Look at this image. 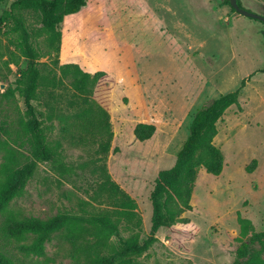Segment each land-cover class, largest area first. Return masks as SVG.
I'll return each instance as SVG.
<instances>
[{
    "label": "rangeland",
    "instance_id": "obj_1",
    "mask_svg": "<svg viewBox=\"0 0 264 264\" xmlns=\"http://www.w3.org/2000/svg\"><path fill=\"white\" fill-rule=\"evenodd\" d=\"M240 1L243 8L264 15V0ZM11 3L3 2L0 18ZM23 15L41 54L44 79L34 101L36 117L42 128H51L46 132L56 156L38 164L12 207L41 219L107 207L92 200V163L99 159V146L61 133L57 116L69 113L68 100L75 91L67 80L58 89L50 84L61 77L60 66L75 63L91 74L106 73L94 93L112 112L114 138L106 164L113 180L138 203L141 241L151 232L156 179L175 165L197 110L236 91L245 80L239 106L218 122L214 143L225 156L222 174L200 171L192 211L183 214L190 223L160 229L159 241L140 257L145 264H234L239 217L264 231V22L238 14L224 0H89L60 25L57 57L39 15ZM7 29L0 27V163L13 155L12 166L21 167L32 156L22 124L33 116L18 90L27 59L5 36ZM139 123L156 126L152 139H135ZM254 251L264 259V243ZM38 261L78 264L71 246L59 237L47 243L46 255Z\"/></svg>",
    "mask_w": 264,
    "mask_h": 264
},
{
    "label": "trees",
    "instance_id": "obj_2",
    "mask_svg": "<svg viewBox=\"0 0 264 264\" xmlns=\"http://www.w3.org/2000/svg\"><path fill=\"white\" fill-rule=\"evenodd\" d=\"M5 1L0 0V8ZM11 1L10 9L0 18V27L8 28L5 36L12 39V44L27 59L26 69L20 73L18 90L33 116L32 120L22 124L32 156L21 167L12 166L13 155L6 156V161L0 163V240L3 241L0 264H46L38 259L45 257L47 243L54 237L71 246L78 264H145L140 257L159 241L157 233L160 229L190 223L183 214L192 211L191 200L200 171L205 170L213 176L222 174L225 156L214 143L218 122L232 106H239L246 81L243 80L236 91L213 99L197 110L175 165L162 170L156 179L150 197L153 208L151 232L141 241L143 219L138 212V203L113 180L106 164L114 138L112 112L94 98L95 89L106 73L91 74L75 63L60 66L61 77H53L50 84L58 89L67 80L75 91L73 99L68 100L69 113L61 112L57 116L61 121V133L71 141H89L99 146L96 151L99 159L92 163L96 165L92 170L96 183L92 200L107 207L62 211L46 219L29 215L13 208L12 203L22 196L38 164L55 161L56 153L46 132L51 128H42L36 117L34 101L38 99L44 78L38 62L41 54L31 42L23 13L32 11L39 15L42 30L58 57L62 40L60 25L66 17L80 13L89 0ZM224 2L235 11L229 0ZM238 3L242 7L240 0ZM155 133L153 124L139 123L134 128L135 139L140 142L152 139ZM256 164L254 160L247 171L253 172ZM83 205L91 204L83 202ZM239 223L240 246L234 264H264V259L254 251L256 244L264 243V231H256L252 221L241 216Z\"/></svg>",
    "mask_w": 264,
    "mask_h": 264
},
{
    "label": "water",
    "instance_id": "obj_3",
    "mask_svg": "<svg viewBox=\"0 0 264 264\" xmlns=\"http://www.w3.org/2000/svg\"><path fill=\"white\" fill-rule=\"evenodd\" d=\"M229 1H230L232 8H234V10L238 14H240L244 17L250 18V19H255V20L264 22V15L258 14V13L253 12V11H249V10L241 7L238 3V0H229Z\"/></svg>",
    "mask_w": 264,
    "mask_h": 264
}]
</instances>
